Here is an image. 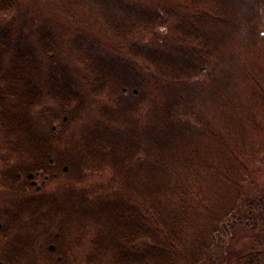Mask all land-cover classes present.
<instances>
[{
	"label": "trees",
	"instance_id": "1",
	"mask_svg": "<svg viewBox=\"0 0 264 264\" xmlns=\"http://www.w3.org/2000/svg\"><path fill=\"white\" fill-rule=\"evenodd\" d=\"M61 1L77 23L85 72L58 98L76 94L78 106L69 114L60 104L45 116V108L31 115L23 102L0 109V185L27 188L21 185L27 175L68 166L77 176L71 219L82 224V235L89 227L94 236L87 264H264V193L246 190L248 167L237 161L215 124L218 117L236 120L244 83L264 99L258 69L264 58V0H190L179 26L184 42L163 51L159 76L148 75L145 63L129 64L119 47L127 43L120 41L161 29L176 17L173 12L135 0ZM12 8V0H0V15ZM12 52L15 80L7 91L16 96L17 86L31 84L41 68L11 31H0V56ZM94 69L117 79L125 97L120 103L128 95L138 98L140 113L120 109L82 120L88 88L98 84L91 78ZM39 95L33 90L30 100ZM213 149L221 155L219 166L211 160ZM98 172L109 175L89 190L87 180ZM61 213L57 208L51 218ZM10 231L1 225L0 264L24 263L26 240L10 239ZM240 232L252 233V243L232 256ZM48 238L30 253L34 264H42V257L48 264H58L56 257L64 263L71 253L78 262L82 236L67 246L60 227Z\"/></svg>",
	"mask_w": 264,
	"mask_h": 264
},
{
	"label": "rangeland",
	"instance_id": "2",
	"mask_svg": "<svg viewBox=\"0 0 264 264\" xmlns=\"http://www.w3.org/2000/svg\"><path fill=\"white\" fill-rule=\"evenodd\" d=\"M12 1L11 12L7 15H0V31H11L15 36L16 45L23 53L31 56L34 60L36 59L41 69L35 71L36 73L34 72L31 84L22 87L17 86L16 96H12L7 90H13L15 53L0 56V78L3 79L0 80V89L4 91V94L0 95V109L6 104L14 107L23 102L29 106L31 115L45 108V112H43L45 116L47 113L54 114L59 105L64 104V106L69 107L68 111L71 114L78 106L76 94H73L70 99L66 96H63V99L58 98V94L61 93V89L65 85L70 84L80 73L85 72L84 66L79 62L77 23L72 19V15L67 12L65 3L61 0ZM135 1L151 7L159 5L166 13L173 12L176 15L161 29L147 30L133 37L121 38L120 41L127 43L119 47L121 48L120 54L125 56L124 59L129 64L138 67L145 63L148 75L159 76L162 73L161 68L164 63L162 60L163 51L167 52L173 46L182 45L184 42L179 26L181 20L186 17L185 5H188L190 0ZM47 48H53V50L48 52L50 49ZM258 69L264 80V58L259 61ZM203 72L205 73V69ZM90 74L92 79L98 81V84L88 88L89 92L84 101L82 120L85 119L86 121L87 118L84 117L91 114V117L99 116L105 111L117 113L121 111L120 109H124L127 115L138 112L136 110L138 109V98L128 95L127 99L123 100L124 103H120L119 98L125 97L121 96L120 85L115 77L112 75L110 77L98 76L97 69L92 70ZM134 74L135 72L132 73L133 77H135ZM244 85L246 87L241 86L237 94L240 96L239 99L237 98L239 101H237L241 105L237 110L236 120L229 119L225 122L226 119L218 117L215 119V124L216 128L222 132L227 144L235 149L237 161L248 167L246 190L250 194L264 193V99L259 93L250 89L247 83ZM33 90L40 93L34 102L30 100V94ZM74 92L76 93L75 90ZM11 103L15 105L12 106ZM41 105L43 107H40ZM0 125L2 124L0 123ZM52 128L57 131L59 127L53 125ZM57 149L59 153L62 152L60 146ZM210 154L211 160L219 166L218 160H220L221 155L215 149ZM69 171L68 166H62L58 173L27 175L26 178L22 179L23 184L21 185L30 188L28 189L29 192H27V188H20L21 186L18 184L15 186L10 183L0 185V227L8 224L11 228L10 233L13 234V236L10 235V239L14 236L20 237L19 239L26 240L27 243L26 251L29 254L25 255L24 263L21 264H34L32 257L35 254L32 256L30 253H33L37 247L39 248V243H48V234L54 236L59 232L60 227L65 233L67 246L77 236H82L81 240L85 247L77 256L78 262L73 260L75 254L71 253L70 259L68 258L67 262L64 263L63 260L61 261L56 257L57 263L87 264V255H94L91 244L94 238L92 228L87 227L82 235L80 231L82 224L80 225L79 222L71 219V209H73V204L75 205V199L71 197L70 192L72 187L77 186V183L73 186L77 182V176ZM108 175L107 172L91 174L86 183L87 188L91 190L98 186L97 184H101ZM57 208H61L63 213L57 219V216L51 218V213ZM40 228L46 231L43 230L41 231L43 233L40 234ZM252 236L250 232L238 233L231 244L232 256L247 249L252 243ZM45 258L42 257L44 261L42 264H48ZM90 264L94 263L90 262Z\"/></svg>",
	"mask_w": 264,
	"mask_h": 264
},
{
	"label": "bare ground",
	"instance_id": "3",
	"mask_svg": "<svg viewBox=\"0 0 264 264\" xmlns=\"http://www.w3.org/2000/svg\"><path fill=\"white\" fill-rule=\"evenodd\" d=\"M51 249L52 250H55L56 249L55 245L51 246Z\"/></svg>",
	"mask_w": 264,
	"mask_h": 264
},
{
	"label": "flooded vegetation",
	"instance_id": "4",
	"mask_svg": "<svg viewBox=\"0 0 264 264\" xmlns=\"http://www.w3.org/2000/svg\"><path fill=\"white\" fill-rule=\"evenodd\" d=\"M0 80H3V79L0 78Z\"/></svg>",
	"mask_w": 264,
	"mask_h": 264
}]
</instances>
